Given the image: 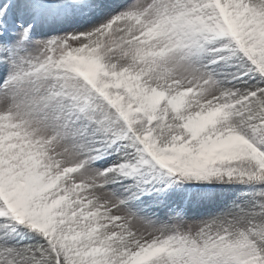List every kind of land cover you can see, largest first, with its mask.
<instances>
[{
  "label": "snow or ice",
  "instance_id": "1",
  "mask_svg": "<svg viewBox=\"0 0 264 264\" xmlns=\"http://www.w3.org/2000/svg\"><path fill=\"white\" fill-rule=\"evenodd\" d=\"M0 264H264V0H0Z\"/></svg>",
  "mask_w": 264,
  "mask_h": 264
}]
</instances>
